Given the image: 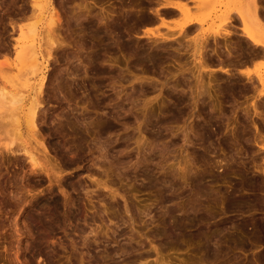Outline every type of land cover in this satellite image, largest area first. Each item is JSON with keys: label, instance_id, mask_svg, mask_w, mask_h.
I'll return each mask as SVG.
<instances>
[{"label": "rangeland", "instance_id": "1", "mask_svg": "<svg viewBox=\"0 0 264 264\" xmlns=\"http://www.w3.org/2000/svg\"><path fill=\"white\" fill-rule=\"evenodd\" d=\"M32 1L0 0L1 69L27 103L45 76L43 146L0 106V264H264V53L240 0H52L26 76L8 64Z\"/></svg>", "mask_w": 264, "mask_h": 264}, {"label": "bare ground", "instance_id": "2", "mask_svg": "<svg viewBox=\"0 0 264 264\" xmlns=\"http://www.w3.org/2000/svg\"><path fill=\"white\" fill-rule=\"evenodd\" d=\"M52 0H33L32 2H30L27 6L25 5H21L19 7V13H18V17L17 19L20 20V18H22L23 20L27 19V20H34L31 21L27 24H22V25H12L13 29H16L15 31L18 32V35L15 43L12 44L14 49V61L13 63H9L8 64V71H10V67L16 68L19 72L21 71V69H24L25 67V72L21 71L23 73L26 74V76L28 75H34V76H40L41 72H43V67H45L46 63L44 64V61L46 60V62H48L52 57L53 53V49L54 47H48V50L45 51V55L46 58L44 57V55L42 54V56L45 58V60L43 61V57L41 56V53H39V50L37 49V46L35 45L34 41L36 40V36L38 34V22H39V18H38V14L41 13L40 11H43L44 9V5L45 3H52ZM260 0H240V2L243 4V8L237 12V15H229L231 19L235 20L238 19L242 22L243 24V34L244 36L247 38L248 41L251 42V44L258 50L262 51V54L264 53V41L259 39L258 36L256 35V29L257 31H259L258 28H262L260 25H258V19H262L264 17L263 11H264V7L260 6L259 4ZM187 2H183V0H166L165 2V6L167 8H171L173 11L174 10H178V11H185V6ZM59 4V3H58ZM52 6V5H51ZM51 10V17H50V22H49V27L50 25H55V26H51L50 30L47 31L46 33H48L47 37H50L51 39L52 37V33L53 31L55 32L57 30L56 26L58 25V23H60L61 21V16L60 14L54 9ZM158 10V9H157ZM144 11V10H143ZM148 11V10H147ZM139 12V11H138ZM157 13V12H156ZM155 13V14H156ZM165 13V12H164ZM141 14V13H140ZM159 14V11H158ZM232 14V13H231ZM40 16V14H39ZM146 16V15H145ZM159 16V15H158ZM263 16V17H262ZM17 17V16H16ZM15 17V19H16ZM160 17V16H159ZM228 17V22L229 20H231ZM264 19V18H263ZM262 19V20H263ZM15 22V21H14ZM13 22V23H14ZM232 24V21H230ZM2 23V22H1ZM12 23V24H13ZM199 22L192 17H188L184 20L183 24H182V29H184L185 27L189 28L192 27L193 25L198 24ZM5 24V23H4ZM68 24V23H67ZM228 25V24H227ZM233 25V24H232ZM235 25V24H234ZM233 25V26H234ZM61 27V25H58ZM231 26V25H230ZM229 26V27H230ZM63 27V26H62ZM232 27V26H231ZM9 28V27H8ZM233 28V27H232ZM231 28V29H232ZM12 29V30H13ZM56 29V30H55ZM186 29V28H185ZM228 30L227 31H222L221 33L225 34V37H229L230 35H232V32L234 30ZM235 29V28H234ZM10 30V29H9ZM232 31V32H231ZM59 32V31H58ZM57 32V33H58ZM238 32V31H237ZM234 33V32H233ZM236 33V32H235ZM220 34V33H219ZM5 36V35H4ZM7 36V35H6ZM14 36V35H13ZM46 36V35H45ZM222 36V35H220ZM7 39V38H6ZM44 39V38H43ZM54 39V38H53ZM224 39V38H223ZM31 40V43H30ZM50 40V39H49ZM240 40V39H239ZM12 41V40H11ZM47 42V41H46ZM11 43V42H10ZM52 43V42H51ZM55 42H53L54 44ZM7 44H5L6 46ZM51 45V44H50ZM53 46V45H52ZM252 46V47H253ZM58 47V46H57ZM60 47V46H59ZM228 48V47H226ZM225 48V49H226ZM230 48V47H229ZM237 48V47H236ZM235 48V49H236ZM239 48V47H238ZM1 49V48H0ZM5 49V48H4ZM7 49V48H6ZM9 49V48H8ZM224 49V50H225ZM10 50V49H9ZM56 50V49H55ZM227 50V49H226ZM253 50V48L251 49ZM6 51V50H5ZM64 51V50H63ZM220 51H222V49H220ZM231 50H229L228 52H230ZM233 51L234 48H233ZM257 51V50H255ZM12 52V51H11ZM227 52V51H226ZM9 54V53H8ZM222 54V53H221ZM233 54V53H232ZM251 54V53H250ZM230 55V53H229ZM240 55V54H239ZM259 55V54H258ZM232 56V55H231ZM229 56V57H231ZM235 56V55H234ZM241 56V55H240ZM222 57V56H221ZM226 57V56H225ZM228 57V55H227ZM56 58V57H55ZM232 58V57H231ZM206 59V58H205ZM220 59V58H219ZM239 59V58H238ZM223 60V58H222ZM228 60V59H227ZM236 60V59H235ZM234 60V61H235ZM55 61V60H54ZM237 62V60L235 61ZM240 62V61H238ZM232 63V62H231ZM5 64V63H4ZM3 65V64H1ZM45 65V66H43ZM6 67V65H3L2 67ZM0 66V106H4V107H9L7 110L8 113L7 116L6 114L4 115V117H8L7 119H9V121L12 123L14 129L17 130L18 135H20V137H22V131L24 127H27L31 134L32 137H34V140L36 141L37 144H41L43 146V141L42 140H38L36 134L38 133V121L40 118V115L42 114V102L39 98V92L41 94L43 86H44V82H45V76L43 75L42 77H40V87L39 90L37 91V94H35V98H32V100L27 103V101L25 100V96L24 93L22 92V90L20 89V86H22L23 84H21L19 82V80L17 79V76H13V79H11L10 73H8L7 71H4ZM231 67V66H230ZM224 68V67H223ZM228 68V67H227ZM222 70V68H220ZM232 69V68H231ZM216 70V69H215ZM230 70V69H229ZM226 71V70H224ZM228 71V70H227ZM226 71V72H227ZM228 73V72H227ZM9 74V75H8ZM22 74V73H21ZM20 74V76H21ZM232 75V73H230ZM19 76V77H20ZM25 77V76H24ZM29 77H27L26 81H28ZM260 79L259 81L262 84V89L260 90V96H264V77L259 76ZM13 81V82H12ZM13 83V87L9 86L10 83ZM248 82V81H247ZM254 82V81H253ZM11 83V84H12ZM23 83V82H22ZM25 83V82H24ZM16 85V87H15ZM47 87V86H46ZM43 99V98H42ZM264 101V99H262ZM261 101V100H260ZM42 105V106H41ZM256 106V105H254ZM256 108V107H254ZM257 109V108H256ZM7 110L5 109V112H7ZM257 111V110H256ZM259 114H262L260 112H257ZM2 114V113H1ZM4 114V113H3ZM2 114V115H3ZM257 114V115H259ZM256 115V116H257ZM263 115V114H262ZM3 117V116H2ZM5 117V118H6ZM263 117V116H261ZM260 118V117H259ZM2 119V118H1ZM42 119V118H40ZM264 120V119H263ZM45 121V120H44ZM256 122V121H254ZM7 123V121H6ZM9 123V122H8ZM10 123V124H11ZM12 127V126H11ZM257 127V126H256ZM255 127V128H256ZM13 129V128H12ZM258 129V127H257ZM6 130V129H5ZM8 131L10 130L9 128L7 129ZM40 130V129H39ZM14 131V130H13ZM257 131V130H256ZM7 132V131H5ZM16 132V131H15ZM14 132V133H15ZM237 132V131H236ZM41 133V132H40ZM261 133V132H260ZM17 135V136H18ZM17 138V137H16ZM19 138V137H18ZM81 140V139H80ZM15 143V141H14ZM10 144V143H9ZM13 144V142L11 143V145ZM20 145V144H19ZM22 149L24 150L26 153L30 154L31 160L34 162H37L34 154L30 151V149L28 148L27 144L22 143L21 144ZM264 147V146H263ZM12 149V148H9ZM19 149V148H18ZM16 151V150H14ZM13 151V152H14ZM17 152V151H16ZM227 157V156H226ZM263 171V170H262ZM264 175V174H263ZM178 225H174V228H172L171 232L174 233L175 231H178ZM220 251V250H219ZM218 252V251H217ZM215 253L216 255L218 253ZM215 255V256H216ZM219 255V254H218ZM222 255H224L222 253ZM220 255V256H222ZM218 256V258L220 257ZM237 257V256H236ZM221 258V257H220ZM222 259V258H221ZM232 259V258H231ZM223 262V261H222ZM235 262V261H234ZM233 262V263H234ZM238 262V261H237ZM215 263V262H214ZM238 264V263H237Z\"/></svg>", "mask_w": 264, "mask_h": 264}, {"label": "crops", "instance_id": "3", "mask_svg": "<svg viewBox=\"0 0 264 264\" xmlns=\"http://www.w3.org/2000/svg\"><path fill=\"white\" fill-rule=\"evenodd\" d=\"M263 14H264V11H263ZM262 17H263V16H262ZM263 18H264V17H263ZM263 18H262V19H263Z\"/></svg>", "mask_w": 264, "mask_h": 264}]
</instances>
